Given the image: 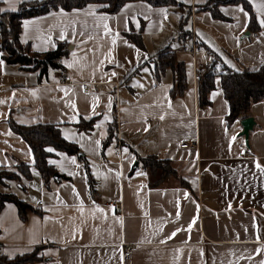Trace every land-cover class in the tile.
<instances>
[{
	"label": "crops",
	"instance_id": "0c3cea01",
	"mask_svg": "<svg viewBox=\"0 0 264 264\" xmlns=\"http://www.w3.org/2000/svg\"><path fill=\"white\" fill-rule=\"evenodd\" d=\"M0 1L2 9L14 10L25 0ZM179 1L191 14V36L183 43L176 6L146 1L131 0L113 14L89 3L23 19L20 39L34 51L67 43L60 59L64 80L60 70L48 68L39 77L37 70L6 63L0 50V169L30 166L29 178L6 180L0 192L32 207L24 219L10 201L0 208L2 255L38 245L41 260L22 264H120L125 242L131 251L125 264H264V102L227 125L219 79L205 107L198 106L196 88L197 71L210 59L207 48L235 71L264 67V0H249L255 33L240 4H219L225 18L217 19L195 9L206 0ZM139 29L144 49L124 36ZM166 45L184 64L185 90L174 98L171 70L158 80L152 74L151 58ZM92 117L90 130L77 128L79 119ZM244 117L253 120L246 138ZM9 121L54 124L85 157L93 194L79 155L50 147L47 162L56 172L44 183ZM113 122L115 136L101 148ZM150 154L170 159L181 183L170 178L149 187L139 158ZM116 202L119 209L112 207Z\"/></svg>",
	"mask_w": 264,
	"mask_h": 264
},
{
	"label": "trees",
	"instance_id": "16d2710c",
	"mask_svg": "<svg viewBox=\"0 0 264 264\" xmlns=\"http://www.w3.org/2000/svg\"><path fill=\"white\" fill-rule=\"evenodd\" d=\"M147 2L152 6H176L179 12V20L177 24V40L184 42L191 36V29L187 28L190 18L189 8L179 0H138ZM131 0H25L17 4L14 10L2 9L0 6V50H2V58L6 63L19 65L23 69L37 70L38 76L45 75L48 68L60 70L62 63L61 57L68 54L67 43L65 41L56 42L54 49L46 50L44 53H38L31 49L29 42H22L20 39V29L23 19L43 15V13L56 11L58 9L72 10V8H82L89 3L98 4V11L109 14L115 13L124 3ZM240 4L246 13H248L247 29L257 32L259 27L257 24L256 13L253 11L249 0H206L204 4L196 6V10H207L214 18H225L218 13L219 4ZM1 5V1H0ZM141 30L124 33L126 39L134 43L141 49H144L141 39ZM182 42V43H183ZM209 54V60L203 65L201 70L197 71L196 88L197 103L199 107H205L210 104L208 93L214 89L215 78L219 79V87L221 88L224 100L227 102L228 111L225 115L226 124L229 125L237 115L246 116L252 103L257 101L264 102V67L260 66L251 69L242 66L241 69L233 70L226 66L220 58H218L210 49H206ZM152 74L158 80L162 72L169 68L173 74V81L170 90V97L174 98L185 90V73L182 61H176L172 57L170 45H166L151 58ZM137 72L134 68L128 74L127 79ZM76 124L77 128L82 131H88L93 126L95 118L89 120L79 119ZM10 129L21 137L27 144L33 156V166L39 172L41 180L44 183L56 172L54 165L47 162L48 156L52 155V151H48V147L55 151H64L67 154L79 155V159L85 166V173L89 193L93 194L95 190V181L91 178L88 171V164L83 154L79 153L78 146L67 141L60 136L58 128L52 123H34L32 125L16 124L9 121ZM115 122L109 124L107 136L101 142V148L106 146L114 134ZM139 162L148 172V186L163 185L170 178H179L173 166V162L167 158H161L156 154H150L139 158ZM15 169H0V184L5 185L6 180L19 181L21 177L29 178L30 166L19 162ZM6 201L12 202L21 219L26 216L27 210L32 207L23 199L18 198L9 192H0V208ZM39 246L36 245L30 252L22 253L14 257H6L0 253V264H22L25 262H37L41 257L37 254Z\"/></svg>",
	"mask_w": 264,
	"mask_h": 264
},
{
	"label": "built area",
	"instance_id": "2783aa9c",
	"mask_svg": "<svg viewBox=\"0 0 264 264\" xmlns=\"http://www.w3.org/2000/svg\"><path fill=\"white\" fill-rule=\"evenodd\" d=\"M186 48V46L183 44V48ZM193 50V48L191 47V49L188 48V51L191 52ZM198 67H201L200 64H198ZM57 77L59 80H64V71L60 70L57 74ZM87 86L86 83L81 84V87L84 89ZM186 143H180L179 146L180 147H186ZM41 202L39 201L38 204H40ZM118 203H113L112 207H114L115 209H119L118 207ZM121 254H120V264H125L126 260L129 258L130 255V246L128 243H122L121 244V248H120Z\"/></svg>",
	"mask_w": 264,
	"mask_h": 264
},
{
	"label": "water",
	"instance_id": "95a60500",
	"mask_svg": "<svg viewBox=\"0 0 264 264\" xmlns=\"http://www.w3.org/2000/svg\"><path fill=\"white\" fill-rule=\"evenodd\" d=\"M240 124H241V134H243L244 137L246 138L249 130L252 127L253 120L251 117H244L240 120ZM135 165H136V163H135Z\"/></svg>",
	"mask_w": 264,
	"mask_h": 264
},
{
	"label": "snow or ice",
	"instance_id": "6c2138e0",
	"mask_svg": "<svg viewBox=\"0 0 264 264\" xmlns=\"http://www.w3.org/2000/svg\"><path fill=\"white\" fill-rule=\"evenodd\" d=\"M25 27H27V25H25ZM105 27H107V26H105ZM48 151H51V149H48ZM257 167L259 168L260 167V165L259 164H257ZM262 171H264V169H262ZM175 235V233H173V236Z\"/></svg>",
	"mask_w": 264,
	"mask_h": 264
}]
</instances>
